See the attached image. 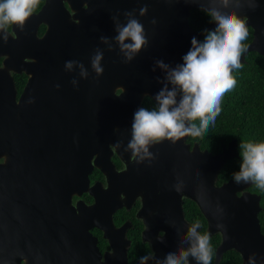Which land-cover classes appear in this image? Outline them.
<instances>
[{
	"label": "water",
	"instance_id": "95a60500",
	"mask_svg": "<svg viewBox=\"0 0 264 264\" xmlns=\"http://www.w3.org/2000/svg\"><path fill=\"white\" fill-rule=\"evenodd\" d=\"M54 1L56 0H47L42 10L26 21L23 31L13 25L17 37L0 28V55L5 45L20 44L21 40L22 52L26 49L22 58L28 56L34 60L21 63H10L6 60V67L1 69L3 73L8 74L9 68L19 73L26 72L29 80L19 101L13 82H10L6 90L8 114L15 116L17 120L21 118V121L18 120V125L8 124L2 128L11 131L14 138L4 145L0 142V157L5 155L7 158L16 159L22 155L31 164L35 161L32 158L37 153L38 156L41 155L39 157L47 159L48 155L63 157L68 146L73 147V139L71 134L67 135V128H70L69 125L78 127L81 132V145L86 146L87 154L91 153L90 157L89 154L87 157L88 164L92 155L99 153L96 164L103 171L108 184L103 187L102 195L116 193L112 208L107 207L112 198L107 201L105 197L101 199L98 196V202L93 208L102 210L95 225L103 230L112 250L103 260L97 247L96 255H89L90 261H87V264H129L126 245L129 241L124 244L123 242L131 223L126 221L121 226H116L113 215L118 209L130 208L138 196H142L144 202L138 212V216L146 225L143 239L148 241L155 251L145 264L162 262L168 253L179 254L180 248L189 246L186 234L191 223L185 217L184 197H189L198 204L208 221L207 231L210 235L221 234L222 240L216 253L217 261L225 251L236 249L243 255V264H262L264 232L259 217L262 208L261 196L246 190L252 185L251 182L237 184L230 179L221 185L217 184L219 174L227 161L239 157L237 139L230 141L219 153L202 150L198 144L191 148L187 142L190 136L178 141V171L175 175L182 190L178 192L173 211L168 208L160 210L164 219H171L173 230L161 226L159 230H154L152 213H148L150 207L146 206L143 191L133 192L128 188L127 179L132 170L137 168L134 165L137 163L131 165L127 159L128 169L119 172L111 161L112 151L109 145L113 137L117 136L113 131L114 127L117 126L122 135L127 136L131 132L134 113L142 107L144 97L148 95L155 99L165 84H168L169 89L174 87L167 81V70L159 67L156 61L162 60L169 69L175 68L183 63L182 57L191 49L192 37L201 42L202 32L191 27L190 15L192 10L210 7L208 0H79L80 4L75 5L74 1L71 3L74 15L67 9L51 15L49 5L54 4ZM81 1L88 7L83 9ZM231 2L235 7V0ZM240 2L242 6L235 8V11L241 18L247 16L246 25L254 30L253 41L247 45V51L241 56V63H244L246 55L251 51L264 54V0ZM255 2L257 6L251 8ZM145 6L148 11L146 15L140 16L139 9ZM215 6L219 7L218 4ZM133 10L134 17L144 26L148 45L142 48L132 61L124 63V54L115 39L118 35L116 25L125 24L128 18L124 16V12ZM117 14L118 18L114 20L113 16ZM153 20L156 21L155 24L152 23ZM42 22L48 25V29L43 36H39L37 28ZM215 27V22H211L206 29L214 30ZM5 36H8L7 43ZM101 37L107 39L101 40ZM124 43H131V40L126 39ZM97 49L103 52L101 66L104 72L99 77L91 67V59ZM17 57L20 58L19 53ZM71 60L82 63L88 76H81L80 63H74L71 68L65 67V62ZM117 90L121 92L117 93ZM180 97L181 93L177 87V101ZM37 98L40 100L38 106L50 110L44 112V108L37 107L34 111ZM30 99L32 103L28 102ZM80 110L81 119L74 117L73 115H80ZM35 112L45 115L40 121L42 124L37 119L33 120ZM116 121H120L119 124ZM66 135L69 136V145L63 141ZM167 141L165 139L161 143H150L149 150L153 147L160 149ZM101 153L105 157H102ZM145 162V159L140 162L138 169H142L141 165ZM91 167L92 165H88V169ZM1 168L3 166L0 164V170ZM91 190L94 193L93 187ZM218 224L224 227L218 228ZM5 226L0 224V242L2 233L7 228ZM162 230L166 231L165 235L160 234ZM86 234H91L88 228ZM249 256H253L252 261H248ZM71 264L77 263L72 261ZM136 264H140V261ZM189 264L197 262L189 257Z\"/></svg>",
	"mask_w": 264,
	"mask_h": 264
},
{
	"label": "flooded vegetation",
	"instance_id": "af4514ba",
	"mask_svg": "<svg viewBox=\"0 0 264 264\" xmlns=\"http://www.w3.org/2000/svg\"><path fill=\"white\" fill-rule=\"evenodd\" d=\"M73 1L75 5L80 4L79 0H56L53 2L54 4L49 5V12L53 15L58 14L62 9H67L71 15H74L75 12L71 4ZM46 2L47 0H41L37 9L34 10V14L39 13L44 5H46ZM81 4L83 9L88 7L82 1ZM210 23L206 25L205 29ZM247 27L253 30L251 26ZM47 29L48 25L46 23H40L37 28L38 35L43 36ZM4 30L17 37L13 25L10 26L9 31L7 27ZM22 47L23 42L21 40L20 44H7L3 47V53L0 55V142L3 145L7 141L12 140L14 135H12L11 131H6V129L2 128H5L8 124L18 125V120L21 121V118L17 120V118H14L15 116L8 114L9 109L5 98L6 90L10 82H13L16 97L19 101L28 83L29 75L26 72L19 73L11 68H9V74L3 73L1 69L6 67V60H9L10 63L34 61L32 57L25 56V59L22 58L26 50L24 49L22 52ZM18 53L20 58L17 57ZM120 92L121 90H117V93ZM79 100L81 101L80 95ZM83 101L85 102V100ZM36 102L35 105L37 106L34 111L37 110V107L44 108L43 106H38L40 102L38 98ZM144 103H146V106ZM79 106L81 109L80 104ZM142 107L152 110L157 107V104L153 97L147 95L142 101ZM43 110L45 112L50 109L45 110L44 108ZM79 114V116H73L81 119V110ZM33 115L35 116L33 120L37 119L39 123L43 120V116H45L36 112ZM116 122L119 124L120 121ZM39 123L34 122V124ZM25 125L27 126V122H25ZM69 127L67 128L69 130L67 135L71 134L73 147L69 145L71 144L68 139L69 136L67 137L66 135L63 141L69 146L63 157H51L48 155L47 159V157H39L41 155L38 156L37 153L32 158L35 160L32 164L27 162L26 157L22 155L21 157L19 155V158L16 159L7 158L5 155L0 157V164L3 166L0 170V224L4 226L8 224L5 226L7 228L2 233V241L0 242V264H71L72 261H75L77 264H87V261H90L88 256H95L97 247L102 254L103 260L106 254L112 250L111 243L104 236L103 230L95 225L98 222V215H100L102 210L96 208L93 210V208L98 202L97 196L101 199L105 197L107 201L112 198V202L107 206L108 208H112L116 193L111 192L109 195H102L103 187H107L108 184L106 176L96 164L99 153L93 154L90 160L91 164H88L87 157L88 154L90 157L91 153L87 154L86 146L81 145L82 142L79 139L81 132L78 131L79 129L76 125H69ZM113 131L117 133V136L113 137L109 145L112 151L111 161L114 163L116 169L122 172L128 169L127 159L132 163L131 165L135 163L131 159V150H128V152L124 151V148H126L131 139V132L127 136H124L117 126L114 127ZM189 138L187 142L191 145V148L195 144L200 146L198 142L191 143ZM118 141H122V144L118 149H115L114 145ZM224 146L225 144H222V150ZM4 150L6 151L7 149ZM149 151L153 153L154 158H145L146 162L141 165L143 170L138 169L139 164H134L137 168H134L129 175L127 186L133 192L143 191L147 202L146 206L150 207L148 213H152L151 219L153 222H151L154 230H159V226L167 230H173L174 225L171 219H164V215L161 214L160 210L168 208L173 211L178 199V192L174 187L178 185V177L175 175L178 171V141L175 144L167 141L160 149L153 147ZM98 152H100V148H98ZM101 155L105 157L102 153ZM88 165H92L91 169H88ZM30 166L32 167L28 168ZM92 187L94 193H92ZM246 190L260 195L262 200V195L252 190V186ZM188 200L194 202L199 208L198 204L189 197L183 198L184 207ZM143 204V197L138 196L134 199L130 208L123 207L118 209L113 215L116 226H121L126 221L131 223V227L126 233V240L123 242L124 244L126 241H129V243H126L129 264H136L140 261L139 258L141 256L147 255L150 257L155 254L152 245L143 239V231L146 225L144 220L138 216V212ZM261 207L260 213L264 210L262 204ZM185 217L189 223H196L188 218L186 213ZM204 218L206 221L205 230L208 232V221L205 216ZM200 225L199 232L202 234L204 226L203 224ZM261 227L263 231L262 223ZM86 228L91 233L88 236ZM165 233V230L160 231L161 235H165ZM216 235L220 236L219 246L222 240L221 234H212L211 238ZM218 246L215 249L212 264H222L225 256L232 251L240 255L241 264H243V255L236 249L225 251L217 261L216 253Z\"/></svg>",
	"mask_w": 264,
	"mask_h": 264
},
{
	"label": "clouds",
	"instance_id": "9594fccd",
	"mask_svg": "<svg viewBox=\"0 0 264 264\" xmlns=\"http://www.w3.org/2000/svg\"><path fill=\"white\" fill-rule=\"evenodd\" d=\"M41 0H0V28L9 31L10 26L16 25L23 31L26 21L34 14V10ZM210 7H202L201 11L210 16V22H215L214 30L205 29V38L199 42L192 37L191 49L182 57L183 63L175 68L169 66L162 60L156 64L167 70V81L174 87L169 89L168 84L156 94L157 107L149 110L146 107L138 108L133 116L131 124V139L124 151L131 150V159L137 164L146 157L153 159V153L149 151V144L161 143L165 139L175 144L184 137H201L207 133L211 124L221 113V102L224 95L231 91L236 85L233 71L242 67L241 56L247 51L248 46L244 43L248 38L246 25L247 16L241 18L235 8L241 7L240 0H235V7L231 0H208ZM219 5L216 7L215 5ZM257 6L256 2L251 8ZM133 11L124 12L127 22L123 25L117 24L118 35L115 39L119 42L124 54V63H128L148 45L143 24L134 17ZM147 6L139 9L140 16L146 15ZM118 14L113 16L116 20ZM155 20L152 21L155 24ZM5 43L8 36H5ZM101 37V40H106ZM130 39L131 43H124ZM103 52L96 50L91 59V67L101 76L104 68L101 66ZM79 61L71 60L65 62V67L71 68ZM81 76L87 77L88 72L80 63ZM155 70V69H153ZM74 82V81H73ZM59 87V85H57ZM177 87L181 93L177 101ZM32 103L30 99L28 101ZM199 120V125L194 121ZM122 141H118L114 148L118 149ZM242 162L239 171L233 173V180L237 184H255L264 189V141L240 144ZM137 157L139 159H137ZM251 185V186H252ZM177 192L182 189L174 186ZM199 222L188 227L186 234L187 248H180L179 254L170 252L166 259L157 264H189V257L197 264H212L213 249L211 246V235L209 232L201 234L198 231ZM218 228H223L221 224ZM162 237V236H161ZM149 256H141L140 264H145ZM253 256L248 257L252 261ZM264 264V261H262Z\"/></svg>",
	"mask_w": 264,
	"mask_h": 264
},
{
	"label": "trees",
	"instance_id": "16d2710c",
	"mask_svg": "<svg viewBox=\"0 0 264 264\" xmlns=\"http://www.w3.org/2000/svg\"><path fill=\"white\" fill-rule=\"evenodd\" d=\"M210 16L205 12L192 10L190 25L193 29L202 31L205 38V27L210 22ZM248 28V38L244 41L247 45L252 41L253 30ZM236 79L235 87L227 92L221 102V113L216 122L211 124L207 133L201 137H190L189 141L198 142L203 149L213 153L222 150V144L228 145L233 139L238 141L239 157L229 160L220 172L218 184L233 179V173L239 171L242 162L240 144L248 142L264 141V54L250 52L246 56V62L233 73ZM146 106V103H144ZM199 125V120L194 121ZM252 190L262 195L261 204L264 207V189L255 184ZM185 213L191 220L203 224L202 234L206 232V221L200 209L191 200L186 201ZM260 219L264 231V210L260 213ZM213 255L220 242V236L211 238ZM222 264H241V257L232 251L225 256Z\"/></svg>",
	"mask_w": 264,
	"mask_h": 264
}]
</instances>
